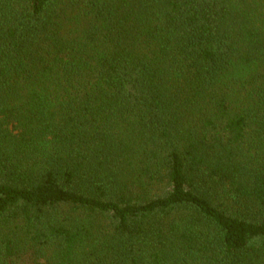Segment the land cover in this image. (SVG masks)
<instances>
[{
  "label": "trees",
  "instance_id": "trees-1",
  "mask_svg": "<svg viewBox=\"0 0 264 264\" xmlns=\"http://www.w3.org/2000/svg\"><path fill=\"white\" fill-rule=\"evenodd\" d=\"M0 264H264V0H0Z\"/></svg>",
  "mask_w": 264,
  "mask_h": 264
}]
</instances>
